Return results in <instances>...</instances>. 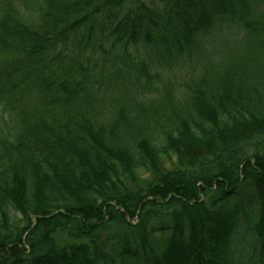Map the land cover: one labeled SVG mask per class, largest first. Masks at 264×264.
Segmentation results:
<instances>
[{
	"label": "trees",
	"instance_id": "16d2710c",
	"mask_svg": "<svg viewBox=\"0 0 264 264\" xmlns=\"http://www.w3.org/2000/svg\"><path fill=\"white\" fill-rule=\"evenodd\" d=\"M0 116V264H264V0H0Z\"/></svg>",
	"mask_w": 264,
	"mask_h": 264
},
{
	"label": "rangeland",
	"instance_id": "374dc122",
	"mask_svg": "<svg viewBox=\"0 0 264 264\" xmlns=\"http://www.w3.org/2000/svg\"><path fill=\"white\" fill-rule=\"evenodd\" d=\"M165 78L168 79V76L165 75ZM177 79L179 78L178 76L176 77ZM6 119H3V121L5 122V124L8 126L7 121H5ZM1 120V116H0V129L4 130V132H6L5 128H4V122ZM9 127V126H8ZM251 239H245L244 241H242L238 247V250L241 252L243 259L246 261L248 260L249 256H251V251L252 248L250 246V243L253 242Z\"/></svg>",
	"mask_w": 264,
	"mask_h": 264
}]
</instances>
